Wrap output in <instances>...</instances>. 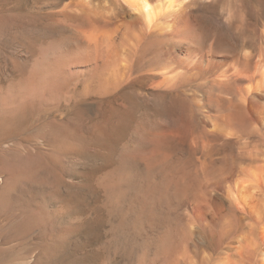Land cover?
Returning a JSON list of instances; mask_svg holds the SVG:
<instances>
[{
  "label": "rangeland",
  "instance_id": "obj_1",
  "mask_svg": "<svg viewBox=\"0 0 264 264\" xmlns=\"http://www.w3.org/2000/svg\"><path fill=\"white\" fill-rule=\"evenodd\" d=\"M79 1L0 0V264H264L263 188L249 201L257 218L231 249L244 209L212 183L226 176L223 161L238 138L200 133V82L167 89L156 72L123 80L108 74L110 64L97 72L85 58L87 40L108 31L90 30L66 9ZM89 1L95 8L102 0ZM193 8L205 44L170 39L165 46L182 56L218 36L225 44L217 57L244 43L258 50L264 40V0H201ZM248 141L249 149L264 147L257 133ZM253 164L263 166L264 155ZM183 172L193 174V190L180 196L174 188L185 184ZM122 178L135 183L137 197L153 189L155 220L142 218L145 198L116 200Z\"/></svg>",
  "mask_w": 264,
  "mask_h": 264
},
{
  "label": "bare ground",
  "instance_id": "obj_2",
  "mask_svg": "<svg viewBox=\"0 0 264 264\" xmlns=\"http://www.w3.org/2000/svg\"><path fill=\"white\" fill-rule=\"evenodd\" d=\"M200 1L102 0L101 3L95 4V8H92L93 5L90 4L89 0H80L75 4V7L71 3L66 6V9L69 8L74 11L76 16L83 17L84 23L90 30L102 31L104 34L106 33L104 29L108 31V35H103L95 44H91V41L87 40L88 47L87 50L85 49V58L88 62L91 61L90 65L96 66L97 72L102 70L106 64L111 65L108 74L119 80L130 77L141 70L156 72L157 74H151V76L161 78L159 85L167 89L188 87V85L191 86L193 83L200 82L198 85L204 89V97L199 99V103L197 102L196 105L197 120L201 126L200 133L206 137L222 138L227 141H232V136L238 138L235 141L236 153L231 159L223 161V171H225L226 176L215 180L212 186L221 190L225 189L232 203L244 208L245 203L252 199L255 201L256 193L262 191L261 187L264 183V165L255 166L253 164L257 156L260 157L261 155L262 157L264 155V147L256 150L254 148L249 149L251 143L248 141V138L256 133L264 140V40L260 41L258 50L251 48L248 43H244L240 50H231L230 54L225 57H217L216 53L221 45L225 44L223 36H218L213 43L205 45L206 47L202 45V49L184 56L178 54L174 47L167 48L165 45L170 39L184 43H203V35L197 32L198 23H195L192 12L193 6ZM85 4L89 9L87 12L84 10ZM237 17V12H234L232 14L233 20L229 16L225 25L231 27ZM261 26L263 27V24L259 25V27ZM262 27L261 33L264 36V27ZM59 63L61 65V62ZM191 97L196 100L193 95ZM250 106L254 108L257 114L249 116ZM248 160L252 162V164H248V166L250 165L249 169L248 166H244ZM184 172L183 175L187 174ZM248 173L251 175L250 178L246 177ZM190 175L185 177V184L179 182L178 184L176 182L177 185L174 184L176 187L173 188L180 196L181 194L185 196V193L189 195L188 192L193 190V188L190 189L192 187L189 184L192 181ZM195 178L198 180V177ZM179 180L181 179L179 178ZM131 181L122 178L114 184V194L120 204L128 196L137 197V193L140 191L134 185L137 189L135 190V187L132 186L135 183L132 181L133 184L131 185ZM172 182L170 181L171 185H173ZM196 183L198 181H195ZM153 188L156 189V187ZM188 189L190 190L188 191ZM151 190L153 189H150V192L146 188L142 189L140 194L143 198L140 195L137 197V200L145 198L147 201L142 215L146 221L153 220V218L155 220L156 213L160 209V206L154 205L151 201L157 199L152 196L154 192L151 193ZM160 191L162 190H155V194L161 196L164 192L160 193ZM143 203L142 201L141 204ZM255 203H253L254 206ZM263 207L264 203L262 204V211L264 212ZM229 209L226 210V213L231 211ZM224 211L221 210L222 213H225ZM221 212L211 216L212 221L210 222L215 224L216 218L222 215ZM262 234L264 235V228ZM175 237V234L172 233L168 239L173 240Z\"/></svg>",
  "mask_w": 264,
  "mask_h": 264
},
{
  "label": "water",
  "instance_id": "obj_3",
  "mask_svg": "<svg viewBox=\"0 0 264 264\" xmlns=\"http://www.w3.org/2000/svg\"><path fill=\"white\" fill-rule=\"evenodd\" d=\"M261 188H263V190H264V183H263V186ZM221 191H223L227 195V197L229 198L228 194L225 192V189L221 190ZM262 196L260 198V201H262L261 205L264 203V196L263 197ZM228 201H230V198ZM230 203H232V202L230 201ZM232 204H234V203H232ZM243 206H244V208H243L244 212L240 214V220L242 222V226L236 231L239 233V235L237 237V241L232 242V244H231L232 250H234L236 248L235 246H237L240 243V241L243 239V236H240L242 234V232L248 230L247 222L257 218V217H254V212H253L254 210L251 207L252 206L251 203L247 202ZM259 210H260V213L264 215V212L262 211V207H260ZM236 220L239 221L238 218H236Z\"/></svg>",
  "mask_w": 264,
  "mask_h": 264
}]
</instances>
